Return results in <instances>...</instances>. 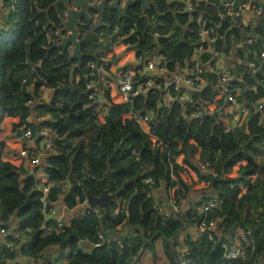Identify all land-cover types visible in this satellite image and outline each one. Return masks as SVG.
I'll return each mask as SVG.
<instances>
[{"label": "trees", "instance_id": "1", "mask_svg": "<svg viewBox=\"0 0 264 264\" xmlns=\"http://www.w3.org/2000/svg\"><path fill=\"white\" fill-rule=\"evenodd\" d=\"M56 1H4L9 10L0 30V124L6 115L20 116L21 122L15 126L18 129L27 122L30 106L36 103L40 88L45 85L53 89L51 100L37 105V110L48 120L43 125L56 129L59 136L78 139L70 149L61 147L44 159L46 177L53 183L49 202L64 201L67 207L73 208L83 200L84 193L99 197L102 188L111 194L117 193L109 199L108 229L110 233H118V227L122 226V236L118 235V239L123 245L118 243L117 235H109L105 236L106 242L93 246L91 251L83 249L82 242H100L101 219L94 213L68 220L64 232L47 231L46 227L55 226V221L47 220L45 215L43 180L35 173L23 176L14 164L4 161V143L0 140V209L4 224L15 217L17 231L21 232L20 237H7L10 248L0 251V264L15 259V249L30 235L21 247V255L36 260L50 248L68 242L69 264H130L138 250L154 249L156 242L163 238L169 264H182L184 249L187 252L184 264H258L264 256V163L256 160L257 156H264V123L260 114L252 113L244 124L227 132L218 113L187 120L178 102L165 108L161 106V93L149 92L137 97L133 104L108 103L109 116L105 123H100L98 104L87 88L91 80L87 63L96 61L88 46L98 43L97 33L106 28L98 25L93 28L92 22L83 19L80 31L84 56L81 65L72 70L77 60L70 49L54 48L47 56L53 46L49 44L48 34L55 36L65 11L64 5L53 6ZM153 1L146 10L141 3L130 6L123 18H119L118 12L108 11L105 20L112 26L110 33L118 21L123 27L122 35L127 36L123 41L135 46L138 52H153L159 48L167 58L164 65L169 71L187 68L200 29L191 18L196 19L204 7L182 14L177 13L183 9L178 1ZM41 12L47 15V25H35ZM213 18L218 20L217 16ZM154 22L158 24L156 28ZM228 25L224 23L222 34ZM185 27H188L186 33ZM11 28L13 33L9 36ZM155 32L160 33L158 40L153 39ZM232 34L240 37L238 30H233ZM231 45L232 38L227 35L221 46L229 51ZM210 58V54H205L204 60ZM77 74L82 77L78 83ZM200 75L209 81L200 94L201 100L211 102L217 94L218 77L209 70ZM262 80L255 91L246 92L245 101L256 103L264 96ZM251 82L247 81L252 86ZM234 84L240 85L237 81ZM29 86H33L31 91ZM128 113L138 116L151 113L152 133L157 141H152L134 119L125 118ZM28 125L32 128L31 123ZM198 151L204 162L197 164L193 154ZM180 155L185 158L184 165L177 162ZM243 162L246 165H242ZM185 165L197 173L200 182L209 184L213 195H203L190 203L185 216L174 212L161 214L148 193L165 188L170 196V188L182 187L185 196H189L191 187L181 178ZM201 165H205L208 172H203ZM236 165H240V176L233 179L229 175ZM148 177L154 179V184H145ZM241 183L247 184L245 192L239 187ZM176 194L179 203L185 196L181 197L180 191ZM213 196L223 201L220 208L207 214L223 227L221 232L214 233V241L199 231L203 218L199 208ZM190 225L198 228L199 237L179 240L183 229ZM242 231L249 234L242 236ZM222 244L240 247L245 256L229 260Z\"/></svg>", "mask_w": 264, "mask_h": 264}, {"label": "built area", "instance_id": "2", "mask_svg": "<svg viewBox=\"0 0 264 264\" xmlns=\"http://www.w3.org/2000/svg\"><path fill=\"white\" fill-rule=\"evenodd\" d=\"M5 0H0V19H3L5 22V17L7 10H9L5 3ZM128 0H122V3H125ZM168 1H178L183 5V9L177 13H194L199 10V7L203 6L204 9L199 11L197 18H191V22L195 21L200 25V29L197 33V41L194 43V51L189 59V66L187 68H180L175 71H169L164 62H167V58L163 55L159 48H156L153 52H143L139 53L137 56L138 64L134 67H125L122 68L116 75L115 81L118 86V91L122 103L133 104L134 100L144 94L149 92L161 93L162 95V106L165 108H170L172 103L178 102L182 105L184 109L183 117L187 120L192 118L212 116L215 113L219 114V121H223L225 125V131H233L235 124L238 125V122L241 120L247 121L252 113L260 114V120L264 123V96L260 98L256 103L245 101L246 92L244 91V86L240 82L238 73L233 75V71L225 69L223 64H219L220 60L229 52L235 40L232 38V45L230 50L222 48L221 43L226 40V36L234 28H239L244 32V29L241 26H244L245 30L248 28L255 29L257 25L261 26L260 22L264 19V0H168ZM154 2V1H153ZM153 4V3H151ZM149 4V5H151ZM14 8V7H12ZM68 13L65 11L64 17L61 21L60 26L55 30L54 37L49 35V44L57 45L63 41L66 37V33L63 32L65 25V20L67 19ZM213 16H217L218 20H215ZM3 21H0V30L4 25ZM225 22H228L226 30L222 34V27ZM262 23V22H261ZM154 28L158 26L154 22ZM188 27L184 28V32H187ZM228 32V33H227ZM227 33V34H226ZM151 35L150 32H148ZM115 36V37H114ZM109 35V40L123 41L127 36L114 34ZM153 39L158 40L160 38V33H152ZM255 37V36H254ZM151 39V41L153 40ZM262 40V39H261ZM221 41V43H220ZM250 42L248 46H255L259 42L258 38H252L249 35L247 42ZM263 41V40H262ZM264 42V41H263ZM260 45V43H258ZM255 48H258L256 46ZM254 48V49H255ZM70 49V48H69ZM257 52V53H256ZM72 53V51H71ZM205 54H210V60H204ZM250 54H258L261 61L258 58L252 60L249 64L251 69H259L261 65L264 68V48L259 50L256 49L251 51ZM227 56V55H226ZM239 63H246V59L239 60ZM238 67H241L240 65ZM87 68H89L91 77L88 82L87 88L88 92L91 93L93 101L98 102L101 99L100 89L98 88V83L100 82V77L102 72V67L96 64V61H90L87 63ZM210 71L213 74L217 75L218 79L216 81V91L217 94L213 99V103H216L217 107L211 109V104L213 103H204L201 100V92L208 86L209 81L201 77V73L205 71ZM239 72V68L238 71ZM234 81L240 83V85H235ZM47 87L43 85L41 90L38 93L37 101L39 103L49 102L47 95L45 94V89ZM255 91V90H253ZM243 98V99H242ZM220 101H223L220 104ZM220 106H222L220 108ZM192 108V111L189 109ZM223 109V113L222 110ZM129 118L134 119L136 124L149 136V138L156 142L157 138L152 133V118L151 113H147L143 116L134 115L133 113H128ZM221 116V118H220ZM226 117V120H224ZM29 116L27 117V122L23 123L19 129L23 132V137L27 141H31L34 136V130L28 125ZM30 123V122H29ZM39 137L42 142L40 145L34 148V152L28 148L23 149L20 152V156L28 159L31 165L38 166L41 164L42 159L49 155L50 151L54 149L55 142H53L55 137H59V134L56 129L51 126H44L38 131ZM51 154V153H50ZM178 161V160H177ZM181 164V163H179ZM186 167V165H185ZM203 172H208V169L205 165L200 166ZM42 174L40 178L43 180L41 188L43 192L42 204L44 207L45 215L47 220H54L55 226L46 227L47 231H61L64 232L66 228L67 221L65 219L66 213H72L74 211L83 212V215L86 213H94L100 219L104 214V209L98 205H92L90 203V195L87 193L83 194V200L78 203V205L73 208L67 207L64 203H52L49 202V195L53 187V183L49 181L46 177L47 169L42 167ZM181 172V176H182ZM231 174L229 175V177ZM173 179H177L176 175H172ZM235 179V178H233ZM237 179V178H236ZM145 184H154V179L148 177L145 179ZM238 184V183H236ZM235 184V185H236ZM246 183H241L240 188L242 192H245ZM176 187L170 188L169 192ZM156 190L150 191L148 196L154 198V193ZM223 201L217 196L210 197L200 208L199 214L203 215L201 222L199 223V231L202 234H206L210 240H215L216 232H221L220 223L215 219H209L207 217L208 212L213 209H218L221 207ZM169 204L171 205V210L163 208V205H155L156 210L161 214L169 215L172 212L185 216L187 213L180 210V205L176 198L175 194H170ZM48 209V212L46 210ZM4 214L0 209V221L4 225L1 229V233L5 236H15L20 237L21 232L16 229L10 230L4 224ZM249 234L246 231H242L241 235L245 236ZM118 235L116 236L117 241L120 245H123L119 239ZM100 242L91 243L93 246H100L102 243L106 242V237L103 232L99 235ZM222 247L225 248L226 257L229 260L242 258L245 256V252L236 246H230L228 244H222ZM182 253V264H184V257L187 255L186 250L181 251ZM180 256V255H179ZM50 264V263H44ZM133 264V263H130Z\"/></svg>", "mask_w": 264, "mask_h": 264}, {"label": "crops", "instance_id": "3", "mask_svg": "<svg viewBox=\"0 0 264 264\" xmlns=\"http://www.w3.org/2000/svg\"><path fill=\"white\" fill-rule=\"evenodd\" d=\"M94 21L93 23V28H95V26L98 25V15L95 14V16L93 17ZM0 21H3V19H0ZM107 23H109L108 21H106ZM262 22V23H261ZM260 22L261 26L257 25L253 31L252 27L248 28V29H244V32L240 29V25L238 24V29L234 28L233 30H238L240 33V37L239 38H235L234 35L232 34L231 30L229 32V36L234 37L233 39L235 40L234 45L232 47V49L227 52V56L225 55L223 59L220 60L219 64H223V67L225 69H228L230 71H233V75H235L236 73H238V77L240 82L243 84L244 86V91L247 92L248 90H256V86L257 85H262L263 80L264 79V68L263 65H261V67L259 69H251L249 67V64L252 60H254L255 58L259 61H261V59L259 58L258 54H255V57L251 56V51H254L256 49H263L264 48V19H262ZM5 23V22H4ZM48 24V18L45 12H41L35 21V25H47ZM4 26V25H3ZM2 26V27H3ZM104 28V27H103ZM228 33V32H227ZM226 33V34H227ZM51 35L50 33L48 34V36ZM98 35V43L96 44H90L88 46V51L94 55V57H96V64L98 66L102 67V74L100 77V82L98 83V88L100 89L101 93V99L97 102L98 104V121L100 123H105L108 116H109V111L107 109V105L110 102H114L117 104H121L122 100L120 99V95H119V91H118V86L116 84L115 78L117 73L125 67H134L137 66L138 64V59L137 56L140 52L137 51V48L135 46H131L130 44L125 43L124 41H119V39H114V40H109V35H110V31L106 30H102L101 32L97 33ZM249 35H251L252 38H258L260 45L258 46V43L255 44V46H248L249 45V41L247 42ZM111 36H114V34L112 33ZM255 36V37H254ZM115 37V36H114ZM263 41H262V40ZM256 46H258V48H255ZM255 48V49H254ZM70 50L73 53V47L70 48ZM257 53V52H256ZM73 55V54H72ZM243 60L246 59V63L244 64H240L239 60ZM263 61H261L262 63ZM241 67H238V66ZM78 68V63L76 62L73 66H72V70H75ZM239 68V72L238 71ZM82 79V77L77 74L75 76V81L78 83L80 82ZM252 81L251 83L252 86L250 84L247 83V81ZM33 88V86H29V91H31ZM41 90V88H40ZM45 94L47 95L49 101L51 100L54 91L53 89L50 88H46L45 89ZM109 99L111 101H109ZM214 101V100H213ZM213 101L209 102V103H213ZM162 103V101H161ZM223 101H220V104H222ZM39 104L38 101H36V103L32 104L30 106V110L31 112L29 113V122L31 123L32 129L34 128L35 130H40L42 127H44L43 123L45 121H48L46 117L43 118V112H41L40 110H37V105ZM172 106V105H171ZM215 107H217L216 103L211 104V109H214ZM222 106H220L221 108ZM222 113H223V109ZM103 111V112H100ZM104 112H106V114H104ZM103 113V114H101ZM129 114H125L124 117L125 118H129ZM221 118V116H220ZM224 120H226V117H224ZM21 122V117L17 116V117H13V116H8L6 115L1 124H0V140L4 143V147H3V151H2V159L4 161H8L11 162L12 164H14L17 168H19L20 172L22 173L23 176H28V175H33L35 173V175L37 177H41L43 176L42 174V167L45 165L44 159L45 157L42 159V162L40 165L38 166H34L31 165L30 161L28 159H25L23 157L20 156V152L23 149L28 148L29 150H32L34 152V148L37 147L38 145L41 144L42 140L39 137L38 132H34V136L33 139L31 141H27L24 139L23 137V132L18 128L16 129L15 126L17 124H19ZM245 123V120H241L240 122H238V126H241L242 124ZM235 126H237L235 124ZM234 126V127H235ZM76 137H71V139H67V135L64 136H59V137H55L53 142H55V146L54 149L52 151H50V153H54L57 152L59 148L61 147H65L67 149H70L72 147V145L74 143L77 142ZM49 153V154H50ZM262 161H259L261 160ZM258 163L262 162L264 163V156H260L258 158ZM178 163L181 164H185V158L183 155H180L178 157ZM245 163V162H243ZM242 165H246L242 164ZM240 166V165H239ZM236 168V166L234 167ZM238 169H235L234 173H232V176H230L231 178H238L240 176V170L237 171ZM237 176V177H236ZM182 180L184 181V183L188 186L191 187L192 192L190 194H188L189 196H185L186 192L185 189H183L182 187H178L177 191H180V194H182V196H185L184 198H182L179 202L180 205V210L182 212H185L186 209L189 208L190 203H193L195 201H197L200 197L202 198L203 195L208 194L207 192L212 191L209 187H208V183H204V182H200L199 177L197 175V173L190 168L189 166H186V170L182 173L181 176ZM194 186H197L198 190H194ZM245 187V190L247 188V184L246 186L244 185L242 188ZM208 191L206 192L205 190ZM175 191H173V193H169V194H175ZM154 195V200H155V205H157V203H159V205H163L164 209L167 210H171V205L169 204V196H167L166 190L165 188H161L159 190H156ZM65 214V219L68 222V220L72 219L73 217H78L81 216V212L79 211H74L72 213H66ZM19 221V220H18ZM103 223L102 221V217H101V224ZM16 224L18 225L17 221L15 220V217L6 225V227H8V229L10 230H14L16 229ZM2 227H4V225L1 223L0 221V251H3L4 249L10 248V243H8L7 241V236H5L4 234L1 233V229ZM15 227V228H14ZM103 227L104 225L102 224V231L103 232ZM223 227L220 226V230H222ZM109 230V229H108ZM118 234H121L122 231V226H119L118 229ZM121 230V231H120ZM116 233V232H115ZM199 231L197 227H193V226H189V227H185L183 229V231L181 232V235L179 237V240H184L186 237H192V239H196L199 237ZM30 236H27L25 239L26 241H22L19 246L17 248H20V260L16 261L15 259L18 257L16 256L15 259L12 260H5V264H44V263H50V264H69L68 262V255H69V251H70V247H69V243L66 242L64 243L61 247L60 246H54L52 248H50L49 250L46 251V253L40 257V259H33V258H25L21 255V247L23 246V244L25 242H27L28 239H30ZM82 247L84 250L86 251H91L93 245L89 242H82L81 243ZM16 248V249H17ZM15 249V250H16ZM58 249H62V251L64 252L63 256L60 257L57 253ZM186 250V249H184ZM17 255V254H16ZM258 264H264V256L260 258V260L258 261Z\"/></svg>", "mask_w": 264, "mask_h": 264}, {"label": "water", "instance_id": "4", "mask_svg": "<svg viewBox=\"0 0 264 264\" xmlns=\"http://www.w3.org/2000/svg\"><path fill=\"white\" fill-rule=\"evenodd\" d=\"M137 3H141L143 9L146 10L149 7V4L154 2L153 0H128L125 3H122V0H57L53 4V6L58 7L59 5H64L65 11L68 13L63 28V32L67 35L61 43L53 45L48 50L47 56H49L50 51L54 48L69 49L73 47V58L77 60L79 67L84 56V42L82 40V33L80 31V27L83 25V19L87 18L90 22H93V17L95 16V14H97L98 26L104 27L108 31H111V24L107 23L105 20L106 13L110 10L115 11L119 13V18H123L127 13L128 8ZM241 27L245 29L244 26ZM68 183L70 187H72V183L70 182V180L68 181ZM101 190L102 195L99 197H95L90 194L89 195L90 203L92 205H98L104 209V214L102 215V224L104 225L103 234L105 236L120 235L118 233H110V231L108 230V216L111 212L109 199L116 197L117 193L111 194L103 188ZM62 203H64V201H62ZM46 212H48V209L46 210ZM16 254L18 257H21L20 248L16 249Z\"/></svg>", "mask_w": 264, "mask_h": 264}, {"label": "rangeland", "instance_id": "5", "mask_svg": "<svg viewBox=\"0 0 264 264\" xmlns=\"http://www.w3.org/2000/svg\"><path fill=\"white\" fill-rule=\"evenodd\" d=\"M12 31H13V28H11L9 36H11V34L13 33ZM112 33L113 34H118V35H122L123 34V27L118 23V21L115 23V26L112 29ZM100 112H103V111H100ZM101 114H103V113H101ZM104 114H106V112H104ZM237 137H238V134H237ZM250 150L251 149H249L248 151H250ZM259 157L260 156H257L256 160H258ZM193 158L195 159L197 164L200 163V162L201 163L204 162V159L202 158V154L199 151L198 152H194ZM259 161H262V159L259 160ZM245 163H242V164H245ZM260 163H262V162H260ZM235 169H238L237 171H239L240 170V166L236 165V168L233 169L232 173H234ZM232 173H231V176H232ZM194 188H195L194 189L195 191L198 190L197 186H194ZM173 191H174V189L171 190L172 193H173ZM176 191H177V188H176ZM212 193L213 192H211V191L208 192V194H210V195H213ZM175 195H176V198L178 200V196H177L176 192H175ZM180 195L182 197V194H180ZM80 215L82 216L83 212ZM120 235L122 236V234H120ZM164 242H165L164 239L161 238V239H159L156 242V245H155L154 249H151L149 247H144V248L138 250L136 252V254L134 255V257H132V259H130V261H132L133 264H169L168 259L166 257ZM57 253H58V255L60 257H62L63 254H64L62 249H58ZM15 260L19 261L20 257H17Z\"/></svg>", "mask_w": 264, "mask_h": 264}]
</instances>
